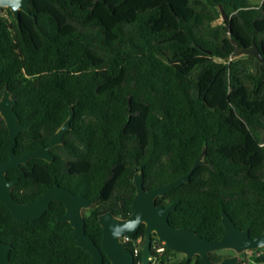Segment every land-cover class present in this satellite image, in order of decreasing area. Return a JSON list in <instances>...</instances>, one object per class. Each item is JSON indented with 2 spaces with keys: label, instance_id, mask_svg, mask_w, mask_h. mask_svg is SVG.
<instances>
[{
  "label": "trees",
  "instance_id": "16d2710c",
  "mask_svg": "<svg viewBox=\"0 0 264 264\" xmlns=\"http://www.w3.org/2000/svg\"><path fill=\"white\" fill-rule=\"evenodd\" d=\"M30 9L18 23L0 6V97L8 85L30 125L16 152L48 144L71 105L74 116L64 143L51 149L53 161L32 157L8 170L20 178L18 200L55 184L100 194L84 213L86 232L101 245L98 214L131 213L137 170L146 188L168 183L206 146V162L157 202L179 200L170 221L210 239L225 232L224 210L251 236L264 231V61L235 54L256 43L264 56V0H31ZM11 141L0 113L1 159ZM65 211L54 200L39 219L23 220L0 198V239L13 245L12 263L91 264L71 223L57 218ZM145 238L143 224L127 240L134 264H144ZM152 249V264H206L156 234ZM252 257L264 261V251Z\"/></svg>",
  "mask_w": 264,
  "mask_h": 264
},
{
  "label": "water",
  "instance_id": "95a60500",
  "mask_svg": "<svg viewBox=\"0 0 264 264\" xmlns=\"http://www.w3.org/2000/svg\"><path fill=\"white\" fill-rule=\"evenodd\" d=\"M30 4L31 0H0V6L10 8L18 23L21 22V11L33 15ZM222 10L225 19H228L229 15L224 8ZM241 53L253 54L264 61V56L256 43L249 47H240L235 52L236 55ZM15 104L16 99L13 96V91L6 85L0 97V113L7 123L12 141L9 157L6 159L0 158V198L16 217L23 220L39 219L50 207L52 201H63L66 211L58 215L57 218L59 221H69L71 223L76 244L89 251L93 257L91 264H134L136 255L123 237L134 235L143 224H145L146 230L142 251L144 264H152L154 258L152 249L154 234L157 235L159 240L165 242L169 248L184 253L187 260L199 254L206 264H240V254L242 252L264 246V231L258 236H251L250 229L237 225L226 210L222 212L225 232L220 239L214 240L201 235L193 228L178 226L170 221L169 216L177 207L179 200L170 204L157 202L159 196L188 182L193 171L200 164L206 162V146H204L202 153L189 171L168 183L146 188L144 185V171L142 169L137 170L133 178L137 191L133 198L131 213L127 217H121L116 215L112 209H108L98 214V221L103 228L101 245L86 232L84 213V209L90 208L100 197V194L88 196L60 184H55L34 200L26 202L18 200L13 194V187L20 178H10L7 173L8 170L21 163L28 162L32 157H41L53 161L55 156L51 149L64 143V135L72 127L74 106L71 105L70 115L56 130L48 144L25 153H17L15 146L18 134L21 130L30 128V125L20 120ZM261 141L264 143V132ZM12 246L10 242L0 239V264H13L10 258ZM220 249H232L234 253L216 260L211 256V252ZM105 255L110 260L108 263H105Z\"/></svg>",
  "mask_w": 264,
  "mask_h": 264
},
{
  "label": "rangeland",
  "instance_id": "374dc122",
  "mask_svg": "<svg viewBox=\"0 0 264 264\" xmlns=\"http://www.w3.org/2000/svg\"><path fill=\"white\" fill-rule=\"evenodd\" d=\"M1 13L7 14V10H3V11H1ZM262 251H264V246L257 248V249H251V250L244 251L240 254V260L241 259L243 260V264H264V261H256L252 257L253 253H255V252L260 253ZM219 252L228 255V254L234 253V250H232V249H220ZM182 254H184V253H182Z\"/></svg>",
  "mask_w": 264,
  "mask_h": 264
},
{
  "label": "built area",
  "instance_id": "2783aa9c",
  "mask_svg": "<svg viewBox=\"0 0 264 264\" xmlns=\"http://www.w3.org/2000/svg\"><path fill=\"white\" fill-rule=\"evenodd\" d=\"M129 237H130V236L125 235L123 238L127 241V240L129 239ZM162 250H163V247H159V248H158V251H162ZM137 251H138V247L135 248V252H137Z\"/></svg>",
  "mask_w": 264,
  "mask_h": 264
},
{
  "label": "flooded vegetation",
  "instance_id": "af4514ba",
  "mask_svg": "<svg viewBox=\"0 0 264 264\" xmlns=\"http://www.w3.org/2000/svg\"><path fill=\"white\" fill-rule=\"evenodd\" d=\"M232 254V253H231Z\"/></svg>",
  "mask_w": 264,
  "mask_h": 264
}]
</instances>
